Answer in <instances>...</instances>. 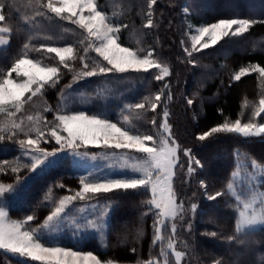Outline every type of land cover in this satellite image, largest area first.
<instances>
[{
  "label": "trees",
  "instance_id": "trees-1",
  "mask_svg": "<svg viewBox=\"0 0 264 264\" xmlns=\"http://www.w3.org/2000/svg\"><path fill=\"white\" fill-rule=\"evenodd\" d=\"M46 1L0 0L6 17L3 23L12 30L8 33L9 43L0 47V73H5L25 53L37 57L38 52L34 49L42 44H72L78 56L84 55L85 44H80L85 39L82 29L43 7ZM97 5L110 21L119 25L120 43L145 52L155 49L154 58L169 65L170 76L157 81V70L152 69L142 73L129 71L81 77L73 82L74 75L77 76L83 67L77 59L69 61L72 71L59 64L61 75L55 87L46 85L42 95L37 94L30 100L26 97L23 108L15 113L24 121L23 115L28 117L31 114L33 104L43 102L46 120L54 119L60 110L84 111L132 128L135 133L149 135L158 129V116L163 114L166 103L171 133L180 145L182 157L176 168L174 189L189 218L192 217L188 214L191 205H197L194 224L189 229L182 225L181 229L180 235L185 241V264H215L216 261L220 264H264V225L238 230L239 200L228 187L240 161H255L264 167V134L243 137L236 133H214L204 141L197 138L227 120L235 121L242 113L248 117L264 95V78L258 72L249 73L240 81L232 79L241 67H264V0H157L151 9L149 0H97ZM149 11L153 20L150 28L146 27ZM236 17L254 23L247 32L225 38L222 41L224 46L193 52L191 58L187 56L184 48L191 51L185 36L189 21L209 23ZM224 48V53L220 52ZM86 60L89 70L106 64L93 53H88ZM192 60L195 63H191ZM205 66H209L210 71L201 76ZM166 83L169 85L167 89L164 88ZM128 87L131 88L125 92L124 88ZM162 89L165 94L155 112L146 105V110H140V118L135 119L136 112L126 110V104L142 102L144 97L154 99ZM112 90L121 94L113 98L110 96ZM65 92L68 93L66 97ZM169 92L171 101L166 99ZM188 99L193 100L192 105L187 104ZM124 115L132 117L131 125L124 123ZM3 116L7 114L1 113L0 118ZM152 119H156V126L151 124ZM41 126L46 129L45 121ZM18 132L24 133L23 130ZM0 136H3L0 139V166L8 163V167L0 171V184L14 185L30 173V162L10 131L0 132ZM40 146L52 149L58 145L51 139ZM183 149H190L201 162L195 166L196 171L189 179L181 172L180 165H184L185 157ZM16 166L19 171L13 173L11 167ZM80 177L79 170L72 166L67 156L32 176L3 205L11 219L26 220L28 215H33L34 220L25 227L38 230L64 195L81 188ZM200 181L206 183V189L201 187ZM216 192H221L222 196L208 199ZM92 199L112 204L105 244L97 235L88 236L82 242L65 239L50 242L46 238H42V242L91 251L102 260L113 259L122 263L146 264L159 257V245L154 240L157 210L150 209L147 203L151 199L150 190H117L92 196ZM0 264L36 263L0 250Z\"/></svg>",
  "mask_w": 264,
  "mask_h": 264
},
{
  "label": "snow or ice",
  "instance_id": "snow-or-ice-1",
  "mask_svg": "<svg viewBox=\"0 0 264 264\" xmlns=\"http://www.w3.org/2000/svg\"><path fill=\"white\" fill-rule=\"evenodd\" d=\"M156 3L157 0H149V9ZM43 7L55 16L78 25L87 33L85 39L80 41L81 45H84L87 41L86 46L83 48L84 55L81 56L77 55V49L72 44L64 47H50L42 44L40 48L34 49L37 52L54 53L58 57L59 64L69 71L73 70L69 61L79 59L83 67L75 77L76 79L108 73L149 72L152 69L159 72V75L155 76L157 81H163L170 76L169 67L154 58L155 49L145 52L143 49L133 50L130 47H123L121 43H118L120 27L113 26L105 12L97 10L96 0H47L46 5H43ZM2 9L3 5H0V22L6 19ZM85 11L88 12V15L84 14ZM148 16L146 27L150 28L153 26L151 11H149ZM253 23L254 21L248 19H220L218 22L199 27L197 29L198 35L192 37L191 51L188 48H184V51L191 58L193 52H200L203 49L215 46L226 37H235L247 32ZM123 27L127 26L124 25ZM11 31L10 28L0 29V32L3 33H10ZM4 43V39L0 37V45ZM24 47L27 48L28 45ZM90 50L96 53L99 58H102L106 64H100L89 70L86 57ZM190 62L195 63L194 60ZM253 72H258L261 76H264V67L259 65L241 67L232 79L240 81L242 77ZM13 73L19 79H13ZM0 75L3 76L0 79V112H6V106L8 105L19 111L26 103V97L30 100L37 94L42 95L46 85L55 87L60 79L61 68L44 66L39 60L30 59L25 53L19 59H16L5 73H0ZM168 87L169 85L166 83L164 88L167 89ZM164 94L162 89L159 94L155 95L154 99L144 97L142 102L126 104L125 108L130 113L135 111V119H139L140 110H146V105L149 106L151 111L155 112L160 106L161 97ZM166 99L171 101L170 92ZM187 104L192 105L193 100L188 99ZM261 113H264V98L259 100V108L255 115L259 116ZM9 115L14 114L9 113ZM168 117L169 112L165 103L163 123L160 127L162 134L166 135H162V138H160L147 134H134L132 128L126 129L118 126L117 123H113L109 119H102L99 114L88 115L84 111H74L71 114L55 115L54 121L49 122L52 125L49 136L54 139L59 147L51 152L39 147L40 140L45 138V132L38 126L30 129V131L36 133V138L33 139L29 136L26 141L20 140L19 143L32 154L29 167L33 172L41 166H46V162L50 157H55L65 149H70L76 155H86L87 153L79 152V149L95 146L114 150H128L130 153H141L143 157L131 164L129 163V160L132 159L130 155L122 157L125 161L122 167H128L132 170V176L128 178H112L110 175L101 177L91 172L87 176L80 177L81 190L73 196H66L60 200L59 205L46 217L43 225L38 230H27L25 228L28 222L34 220L33 215H28L26 220H12L9 218V213L5 210V207L0 206V250H4L15 257L41 262V264H118L113 259L101 260L99 256L91 251L73 250L72 247L45 246V243L41 242L43 235H47L44 229H50L54 221L58 222L62 219L61 214L65 212L67 204L77 199L82 200L89 194L95 197L101 193H112L117 190L125 192L128 190H150L151 199L147 202L149 208L154 207L159 210L161 217L175 219L183 211V206L177 202L176 192L172 186L175 175L174 169L179 163L178 153L181 148L172 136ZM28 119L32 121L33 117H28ZM123 121L126 125H131L132 117L124 115ZM151 124L156 126V119H152ZM13 127L23 130L20 124H14ZM4 131H11V129L0 127V132ZM214 133H236L241 134L243 137H259L264 134V123H241L238 118L234 123L224 122L214 126L197 138L204 141ZM15 134V132H12V135ZM0 139H3V136H0ZM183 154L187 157V173L191 176L196 171L192 165H200L201 162L192 156L190 149H183ZM180 166L183 167V165ZM4 167H8L7 162L0 166V171H3ZM11 171L17 173L19 167H11ZM200 185L204 189L207 188L204 181H200ZM59 187L63 188L64 185ZM228 187L231 189L232 186L229 185ZM6 190L11 191V185L0 184V195ZM221 196V192H216L214 196L208 197V199H216ZM49 198L45 197V199ZM261 203L264 204V201H261ZM242 207L244 210L239 213L238 230L241 228L252 229L258 224H264V209L258 212L251 203H244ZM191 208L195 210L197 205L193 204ZM89 226L94 229L99 227L95 222H89ZM171 230L173 233L176 231L175 223L172 224ZM156 232V240H161L159 227H156ZM211 235L215 236L216 234L211 233ZM169 247H172L171 243ZM182 255L183 253L176 252V260L179 261ZM146 264H157V261L150 260ZM215 264H220V261H216Z\"/></svg>",
  "mask_w": 264,
  "mask_h": 264
},
{
  "label": "rangeland",
  "instance_id": "rangeland-1",
  "mask_svg": "<svg viewBox=\"0 0 264 264\" xmlns=\"http://www.w3.org/2000/svg\"><path fill=\"white\" fill-rule=\"evenodd\" d=\"M46 3H47V1H46ZM96 3H97V0H96ZM97 10L102 11L98 7V5H97ZM184 10H185V12H187L186 7L184 8ZM84 14L88 15V12L85 11ZM221 19H225V18H221ZM231 19H245V18L236 17V18H231ZM219 20L220 19H217V20H215L213 22H209V23H195V22L189 21L187 23V28L185 30V36L187 37L186 41H188L190 49H191V44H192V37L198 35L197 29L199 27H202V26H207L210 23L218 22ZM110 22L113 24V26L119 27L118 24H114L112 21H110ZM2 28H8V27L3 22H0V29H2ZM82 31L84 33V38H85L87 36V33L83 29H82ZM0 37H2L5 41V43L0 45V47L6 46L10 41L8 33L0 32ZM224 39L219 41L217 43V45L212 46L208 49H203V50H214L216 47L224 46L225 43L222 42ZM118 43H120L119 40H118ZM86 44H87V41L85 42V46H86ZM121 45L123 47H129V46H126L122 43H121ZM46 46L64 47L66 45L55 44V45H46ZM133 50H135V49H133ZM225 50H226V48L221 49L220 52L224 53ZM92 53L96 54L90 50L89 54L91 55ZM27 55L30 59L39 60L42 63V65H44V66H57V67H59L58 57H56V55L54 53H48L46 51H39L38 52L39 57L38 56L32 57L29 54H27ZM163 64H165L166 66L169 67V65L167 63L164 62ZM209 71H210L209 66H205L204 70L202 71L201 76H206ZM238 71H239V69L236 70L235 73ZM131 72H133V71H131ZM142 72L143 71H141V73ZM156 72L159 75L158 70ZM75 77H77V76L74 75L73 82H76V80H78ZM261 77L264 78V76H261ZM12 78L13 79H19L16 77L15 73H13ZM130 88L131 87L124 88V91L126 92ZM112 91H113V93H111L110 96L113 98L116 96L118 97L121 94L119 92H116V90L115 91L112 90ZM67 94L68 93L65 92L64 97H66ZM262 98H264V95L262 96ZM258 103H259V101H258ZM6 107H7L6 112H0V114L1 113L7 114L6 117H4L5 116L4 115L3 118H0V127L10 128L11 129V131H10L11 135H12V132H15L16 134L13 136H15L17 138L18 142L20 140L26 141L29 138V136H31V138L35 139L36 133L34 131H30V129L38 126V127H40V129L42 131L45 132V138L40 140L39 147L41 149H46L49 152H51L55 148L59 147V145H58L57 147L50 149V148H44V147L40 146L41 143H49L51 141L49 134H50V128L52 125L49 122L54 121V119L46 120L44 118L43 113L45 111V105L43 102H37V103L33 104L34 109L31 110V114L28 115V117H33L34 121L33 120L29 121L27 115H25V114L23 115L25 120L22 121L21 117H19L15 113L17 111L16 109L12 108L10 105H8ZM21 108H23V106ZM258 108H259V104H258L257 109L254 110L253 113L248 115V117L244 113H242L241 117L239 118L241 120V123H257V124L264 123V113H261L259 116L255 115ZM21 111H23V110H21ZM9 113H13V114L15 113V114L9 115ZM63 114H71V112H65V111L60 110L55 115H63ZM88 115H91V114H88ZM158 118H159L158 129L154 133L149 134V135H153V136L162 138V135H166V134H162V129L160 127V125L163 123V114L161 115V117L158 116ZM102 119H104V118H102ZM43 121H45L46 129H44L41 126ZM38 122H40V125L38 124ZM112 122L117 123L114 121H112ZM226 122L234 123L235 121L227 120ZM14 124H20L21 127L23 128L24 133L20 134V132H18L20 129L13 127ZM117 124H118V126L125 127L126 129H128L127 126H125V125H121L119 123H117ZM168 124L170 125L169 122H168ZM27 125H28V127H27ZM170 130H171V125H170ZM134 134H136V133L134 132ZM170 143H171V141H170ZM22 147H23L24 156L29 160V162L31 164V155L32 154L30 153V151L26 147H24V146H22ZM79 152L87 153V154L86 155H76L70 149H65L64 151L58 153L55 157H50L49 160L46 162V166H41L35 172L30 170V173L27 176L20 179L16 184L11 185V188H12L11 191L6 190L2 195H0V206L4 207L3 204L7 201V199L10 196L18 193L20 191V189L22 188V186H24L28 181H30V178L32 176H35L39 173H42L43 171H45L46 169L55 165L57 162H59L61 159L65 158L67 156H69L72 166L74 168H76L77 170H79L81 177L87 176L91 172V173H94L95 175L101 176V177L105 176V175H110L112 178H128V177L132 176L131 168L122 167V165L125 164V161L122 157H124L125 155H130L132 157V159L129 160L130 164L135 163L136 161L142 159V157H143V154H141V153H130L128 150H114V149H108V148H104V147H95V146H89L87 148L82 147L79 149ZM178 155H179V163H180L181 159H182L180 152L178 153ZM187 164H188L187 157H184V165L181 168V172L185 175L186 179H189L194 174H192L191 176L188 175ZM192 166L195 168L196 164H193ZM176 168L174 169L175 175H176ZM175 175H174L173 180H172V186H173L174 191H175V189H174ZM3 185H6V184H3ZM231 186H232L231 187L232 192L235 194L236 198L239 200V206H240L239 211H238L239 213L244 210L242 207L244 203H251L253 205V207L256 209V211H258V212L261 209H264V204L261 203V201H264V167L259 165L257 162H255V161L246 162L245 160L240 161L239 167L233 173V182H232ZM81 188H82V185H81ZM81 188L79 190H76L73 193H69V194L64 195L62 197V199H64V197H66V196L75 195L77 192H79L81 190ZM176 197H177V202L182 204L177 192H176ZM58 205H59V203H58ZM182 206H183V204H182ZM111 209H112L111 203H108L107 201H104V200L92 199V196L90 194L86 195L85 198L82 200L81 199L74 200L71 203L67 204V206L65 208V212L61 214L62 219H60L58 222L54 221L52 223L50 229H44V232L47 233V235L42 234L43 238H46L50 242H56V241H60L62 239L82 242L88 236L97 235L100 238L101 242L105 244ZM5 210L8 212L7 207H5ZM194 212H195V210L190 208V211L188 214L192 215V217L189 218V216H187V213H186L185 208L183 206L182 213L178 214V216L175 219H172V218L161 217L159 215V210H157L158 221H157L156 227L160 228L159 235L161 236V240H156L157 232H155L154 240L159 245V257H156L153 260H156L157 264H185L184 258H185L186 252L183 249L185 241L181 238L180 234H181L182 225H184L186 227L185 229H187V228L189 229L190 228L189 225L191 226L192 224H194L193 223L194 222V219H193L194 218ZM12 220H15V219H12ZM89 222H95L98 224L99 227L94 229V228L89 226ZM239 222H240V216H239V220H238V225H239ZM173 223H175V225H176V231L174 233L171 230V226ZM263 225L264 224H258L256 226H254L252 229L258 228V227L263 226ZM246 229L247 228H241L239 230L242 231V230H246ZM27 230H30V229H27ZM41 242H42V240H41ZM42 243H44V242H42ZM170 243H171L172 247H169ZM45 246L67 247V246L60 245V244H50V245L45 244ZM73 250H77V249L73 248ZM79 251H81V250H79ZM85 252H87V251H85ZM176 252L183 253V255L179 261L176 260ZM95 255H97V254H95ZM22 259H25L26 261H32V260L27 259V258H22ZM32 262H34V261H32ZM35 263L41 264V262H36V261H35ZM118 264H135V263L118 262Z\"/></svg>",
  "mask_w": 264,
  "mask_h": 264
}]
</instances>
